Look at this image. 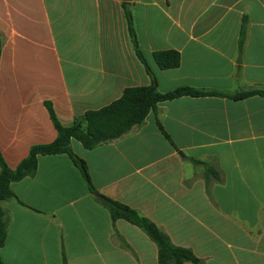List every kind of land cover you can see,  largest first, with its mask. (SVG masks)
I'll return each instance as SVG.
<instances>
[{"label":"crops","instance_id":"0c3cea01","mask_svg":"<svg viewBox=\"0 0 264 264\" xmlns=\"http://www.w3.org/2000/svg\"><path fill=\"white\" fill-rule=\"evenodd\" d=\"M122 3L0 0V153L10 169L55 140L44 102L70 126L124 89L150 85ZM129 3L159 92L264 91V0ZM165 50L180 54L179 67L158 69L153 53ZM70 145L97 194L136 210L175 246L207 264H264V97L185 96L112 142ZM191 159L211 163L221 180L206 183ZM10 188L23 205L3 204L2 264H62V249L68 264H157L155 244L124 220L113 225L67 155L38 156L35 175Z\"/></svg>","mask_w":264,"mask_h":264},{"label":"trees","instance_id":"16d2710c","mask_svg":"<svg viewBox=\"0 0 264 264\" xmlns=\"http://www.w3.org/2000/svg\"><path fill=\"white\" fill-rule=\"evenodd\" d=\"M123 15L127 26L128 36L134 54L143 65L150 77L151 83L145 87H129L123 90L122 95L110 104L97 109L86 111L82 116L75 117L70 126H63L55 116L52 104L44 102L50 120L57 132L54 141L48 144L35 145L29 149L27 156L19 162L15 169H10L0 153V249L4 246L10 224L8 212L3 208L5 202L18 201L10 188V184L18 182L26 177H33L37 171L38 156L67 155L74 166L79 170L87 184L90 193L96 190L91 183L86 163L77 157L71 149V141H76L86 150L112 142L133 128L140 126L146 116L156 109L160 103L178 99L181 97H226L233 100H242L252 96L264 97L262 90H249L236 92L233 95L224 92L199 90L191 87H179L167 93H161L157 89V83L147 62L139 49L136 38L131 4L122 3ZM244 35V21L241 25L239 51L242 50V38ZM3 39L0 35V55ZM153 60L160 70L176 69L180 65V54L174 50L157 51L153 53ZM193 166L203 168V178L206 183L210 180H221V173L211 163L196 159L190 160ZM96 202L105 208L113 225L117 220H124L140 229L157 248V264H207L196 257L188 248L175 246L170 238L163 233L152 221L141 216L129 206L98 194ZM19 204L23 205L18 201ZM62 264H68L64 251H61ZM0 264H2L0 260Z\"/></svg>","mask_w":264,"mask_h":264},{"label":"water","instance_id":"95a60500","mask_svg":"<svg viewBox=\"0 0 264 264\" xmlns=\"http://www.w3.org/2000/svg\"><path fill=\"white\" fill-rule=\"evenodd\" d=\"M122 2H129L130 0H121ZM237 63H240V55L237 58ZM179 155L183 157V154H181V152H179ZM94 196H97L98 194L95 192L93 194Z\"/></svg>","mask_w":264,"mask_h":264}]
</instances>
